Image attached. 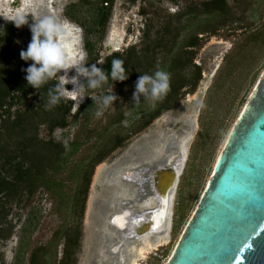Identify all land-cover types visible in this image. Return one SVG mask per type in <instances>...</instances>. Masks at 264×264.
<instances>
[{"label": "rangeland", "instance_id": "rangeland-1", "mask_svg": "<svg viewBox=\"0 0 264 264\" xmlns=\"http://www.w3.org/2000/svg\"><path fill=\"white\" fill-rule=\"evenodd\" d=\"M22 1L19 6L12 0H0V13L25 11L33 13L37 19L53 16L66 20L80 29L79 48H82L84 26L92 28V20L99 14L101 3V0ZM190 1L203 0H112L104 37L95 43L99 55L96 66L105 56L113 52L125 53L131 47L140 54L157 31L164 36L160 28L171 18L169 15ZM227 4L229 12L225 21L212 20L210 25L199 28L198 44L188 48L190 51L184 58L186 65L178 69L176 76L185 78L186 85L179 91L177 101L170 100L169 109L152 117L155 101L141 96L139 103L132 102L136 80L128 78L100 89L67 93L65 98L72 102L67 126L55 128L51 136L46 123L39 120L41 116L33 117L34 128H28L27 133L36 132L44 140L51 137L67 148V165L55 174L64 180L65 189L72 191L79 179L68 177L76 176L72 175L76 163L85 160L86 175H90L88 185L84 182L87 185L85 202L82 206L81 200L78 201L73 211L60 205L57 197L52 198L40 189L31 196L8 203L6 221H0V264H26L28 251L42 245H47L52 254L56 252V258L52 256V259L57 264L63 255L66 233L79 234L78 243L70 247L73 248L72 264L109 263L114 255L110 251L112 238L121 232L110 223V217L127 207H142L137 202L125 205L127 197L123 194L131 180L118 175L136 172V168L128 167L135 163L133 159L140 146L145 150L141 152L142 156L155 160L165 143L174 140L176 144H186L187 158L173 198L169 235L166 241L136 258V264L168 262L199 204L228 135L264 70V0H227ZM70 5L69 10L79 21L64 15ZM31 13L28 24L34 23ZM6 23L0 17V34ZM28 24L21 26L13 39L11 54L4 52V46L0 45V70L4 64L15 65L16 48L30 42ZM145 29L146 33L149 29V36L144 38ZM115 39H118L116 46L113 44ZM162 39L161 43L169 40ZM93 40L96 41L95 34ZM160 50H156L159 62L164 56ZM77 53V56H83L81 65L85 64V52L81 49ZM134 71L140 73L139 67ZM73 74L74 69L69 71V76ZM80 80L85 82V78ZM65 87L72 90L73 85L66 84ZM112 91L118 97L113 105L102 109L97 100L85 119L80 110L86 106L89 97ZM83 95L89 96L79 103L77 97ZM27 103L38 105L40 97L32 93L27 97ZM16 108L14 105L8 112L13 114ZM97 111H101L100 116L96 115ZM2 118L0 111V133L4 132ZM75 140L78 142L71 146ZM100 157L101 160L95 163ZM120 170L121 174L114 173ZM9 232V237L4 239ZM51 240H55L56 245H50ZM45 256L48 263L52 261L50 253Z\"/></svg>", "mask_w": 264, "mask_h": 264}, {"label": "trees", "instance_id": "trees-1", "mask_svg": "<svg viewBox=\"0 0 264 264\" xmlns=\"http://www.w3.org/2000/svg\"><path fill=\"white\" fill-rule=\"evenodd\" d=\"M105 1L108 4L110 3L108 7L105 6ZM111 5L112 0L101 1L99 14L92 20V28L84 26V44L87 52L85 64L91 65L99 59L95 43L101 42L104 37ZM227 6V0L190 1L173 15H169L171 18L165 21L160 28L164 36L157 31L148 46L140 50V54L133 47L125 53L113 52L105 56L98 67L108 73L111 68V61L120 59L123 61V66L126 72L129 73L128 78L131 80H137L138 76L144 74L151 76L158 68L168 72L170 75V90L162 100L155 101L156 109L152 116L155 117L170 108L169 102L171 99L173 101L178 100L179 91L186 85L185 78H177L176 76H178V69H182L186 65L184 58H186V53L190 51L188 48L195 47L198 44L199 28L203 29L204 26L210 25L212 20L225 21L226 13L229 12ZM65 15L79 21L71 10H67ZM19 31L20 28L15 27L12 22H7L4 25L0 34V45L4 46L2 48L4 52L12 53L14 49L12 48V42ZM148 33L149 29L147 33L145 29L144 38L149 36ZM94 34L96 35L95 42L93 40ZM161 37L169 38V40L161 43L163 40ZM26 48V44L16 48L15 65L5 66L4 64L0 70V111H2V125L4 128V132L0 133V221L2 222L6 221L8 203L15 199L20 200L24 196H31L40 189L46 191L52 198L56 199L57 197L60 205L69 207L74 211L78 201L81 200V205L84 206L87 185L90 179V175H86L85 160H81L76 163L73 170L72 175L76 176L68 177L69 179L74 177L79 180L75 182L72 191L65 189L64 180H61L55 174L58 175L67 165L65 156L67 148L61 142H54L51 137L44 140L39 138L36 132L27 133L28 128H34V116H41L39 120L44 121L41 123H46L50 136L55 128L66 127L72 102L67 98H63L57 105L46 107L49 99L48 90L53 87L57 78L49 81L38 90L29 86L24 79L26 73L21 69L26 68L32 62H25L19 56L20 51L22 49L26 50ZM157 49H161L160 51L164 53L160 62L156 57ZM135 67H139L140 73L134 71ZM111 84L113 82L109 79L104 85ZM32 93L40 97L38 105L27 103V97ZM14 105H17V108L13 114H10L8 111ZM93 106L94 102L89 97L86 106L80 110V112H83L85 119L88 118ZM77 142V140L72 141L71 146H75ZM72 148L75 149V147ZM100 160L101 157L95 163ZM80 179L83 181L81 182ZM9 235L10 232L3 238L6 239ZM64 237L66 238L65 248L57 264H72L73 248L70 249V247L78 243L79 234L71 236L66 233ZM52 243L56 245L55 240H51L50 245ZM48 253H50L51 259L52 256L56 258V252L52 254L47 245L31 248L27 254L26 264H55V259H52L49 263L47 262L45 255Z\"/></svg>", "mask_w": 264, "mask_h": 264}, {"label": "water", "instance_id": "water-1", "mask_svg": "<svg viewBox=\"0 0 264 264\" xmlns=\"http://www.w3.org/2000/svg\"><path fill=\"white\" fill-rule=\"evenodd\" d=\"M145 164L144 174L136 171L130 173L134 177L127 175V178L145 175L151 179V194L157 205L153 203L148 206L149 210L135 217L142 219L141 227L155 229L158 227L153 225L154 216L167 212L184 165L179 170L178 160ZM126 211L117 212L110 222L118 216L130 218V211ZM146 214H150L147 219ZM166 264H264V70L234 123L199 204Z\"/></svg>", "mask_w": 264, "mask_h": 264}, {"label": "clouds", "instance_id": "clouds-1", "mask_svg": "<svg viewBox=\"0 0 264 264\" xmlns=\"http://www.w3.org/2000/svg\"><path fill=\"white\" fill-rule=\"evenodd\" d=\"M29 13L31 12L0 13V17L20 28L28 24ZM31 15L34 19V23L28 24L31 39L26 50L22 49L19 56L21 60L32 63L21 70L26 73L24 79L27 84L36 90L60 77L48 90L49 99L46 107L57 105L69 92L78 93L82 89H100L109 79L112 82H122L128 79L129 73L126 72L123 61L120 59L111 61L108 73H105L101 67H97L95 63L81 65L83 56L82 54L76 55L80 29L75 25L58 17L43 16L37 19L33 13ZM73 69L75 74L69 76V71ZM81 77L85 78V82H81ZM66 84H72V90L66 89ZM169 90L170 75L158 68L151 76L147 74L138 76L135 81V90L132 93V102L139 103L141 96L143 99L151 98L152 101L162 100ZM85 96L89 95L77 97L79 103ZM90 97L94 103L99 100L102 109L113 105V102L118 99L113 91L110 94H101L99 97ZM96 115L100 116L101 111H97Z\"/></svg>", "mask_w": 264, "mask_h": 264}, {"label": "bare ground", "instance_id": "bare-ground-1", "mask_svg": "<svg viewBox=\"0 0 264 264\" xmlns=\"http://www.w3.org/2000/svg\"><path fill=\"white\" fill-rule=\"evenodd\" d=\"M113 44L115 46L118 45V39H115ZM163 147L164 148L161 149V152L157 153L158 155L160 154V156L156 154V156L158 157L155 160H151L152 157L141 155V152L145 150H143L142 146H140L137 150L138 154L133 159L135 163H133V166H130L128 168H136L135 171H137L139 174H144L143 171L146 170L147 167L145 163H152L153 161H155V164H168L172 163V161L174 160H178V162L181 164L179 170H181L187 158L186 144L184 142H179L176 144L174 140H170L166 142ZM121 171L122 170L116 171L114 173L121 174ZM125 174L126 176H131L130 173L126 172H123V174L118 176H125ZM146 178H148V180H146ZM130 180L131 182L127 183L129 186L126 188V194H123L125 195V197H127L125 205H127V203L129 202H137L139 206L142 207L140 209H131L129 207L124 209L127 210V213L130 211V218H124L123 216L114 218L112 224L116 228H118V230H121V232L120 234L112 238L113 243L111 244L110 251L114 254L113 257L111 258L109 263L108 261H106L103 262V264H124L125 262L136 264L137 257H142L146 251L150 250L151 248L157 247L159 244L166 241L169 235V229L172 223L171 214L173 210L171 209L173 207V192L172 196L170 197L167 212L164 211L163 213L156 214L154 216L153 225L158 228L154 229L150 226L141 227L142 219H137L135 216L141 214V212L149 210L150 208H148V206L156 203L153 195L151 194V179L149 177H145V175H139L137 178ZM142 194L144 195L141 197ZM126 212H124V214H126ZM149 216L150 214H146V219L149 218ZM123 227H125V230H123ZM106 248L107 246L105 247L104 251L106 250Z\"/></svg>", "mask_w": 264, "mask_h": 264}, {"label": "flooded vegetation", "instance_id": "flooded-vegetation-1", "mask_svg": "<svg viewBox=\"0 0 264 264\" xmlns=\"http://www.w3.org/2000/svg\"><path fill=\"white\" fill-rule=\"evenodd\" d=\"M81 1H83V0H81ZM101 1H104V0H101ZM12 2H13V3H16V4H19V6H21V5L23 4V1H22V0H12ZM104 3L106 4V6L109 5L107 1H105ZM73 4H74V2H73ZM73 4H72V5H73ZM107 4H108V5H107ZM70 8H71V5L68 6V7L64 10V15H65L66 11L69 10ZM65 16H66V15H65ZM66 17H67V16H66ZM84 34H85V30H84V32H83V39H81V42H82V48H79V46H78L77 52H78V51L80 52L81 49L83 50V52H85V55H86V56H85V63H86L87 52H86L85 44H84ZM76 54H78V53H76ZM125 176H126V174H125ZM116 191H119V189L116 188ZM110 223H112V222H110Z\"/></svg>", "mask_w": 264, "mask_h": 264}]
</instances>
